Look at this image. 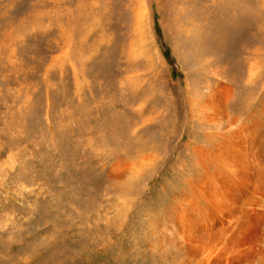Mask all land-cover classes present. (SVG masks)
<instances>
[{
	"label": "rangeland",
	"instance_id": "rangeland-1",
	"mask_svg": "<svg viewBox=\"0 0 264 264\" xmlns=\"http://www.w3.org/2000/svg\"><path fill=\"white\" fill-rule=\"evenodd\" d=\"M263 30L264 0H0V264H201L218 238L169 237L192 149L217 143L188 99L220 75L233 117L259 112L236 47ZM250 241L233 262L264 264V230Z\"/></svg>",
	"mask_w": 264,
	"mask_h": 264
},
{
	"label": "bare ground",
	"instance_id": "bare-ground-1",
	"mask_svg": "<svg viewBox=\"0 0 264 264\" xmlns=\"http://www.w3.org/2000/svg\"><path fill=\"white\" fill-rule=\"evenodd\" d=\"M239 20L232 24L237 30L233 27V30H227L226 25L221 26L220 30L224 32L215 42L220 43L224 34L231 36L229 31L240 30L238 28L242 27V21ZM228 26L231 28L229 24ZM243 27L245 28L243 34L246 36L247 26ZM251 40V38L248 41L242 39L243 42H239L242 47H239V44L236 47L244 55L243 62L247 64V67H242L245 72L243 80L246 85H250H248L249 90L246 91L249 97L256 83L264 82V54H261L263 58L259 55L264 48H251L249 42ZM243 46H246V49ZM219 48L222 47L219 46ZM208 53H213L215 57L218 53L221 54L218 49ZM229 67L231 65L226 62V70ZM224 78L219 75L218 80L214 79V87L210 85L207 88L210 90V95L207 97L202 95L203 91H201L206 88L205 82L200 86L201 90L198 93H190L189 116L192 117L198 112L197 122L213 129H208V132L202 131L206 137H209V140L205 142H213L215 138L217 143L209 150L192 149L195 163L203 173L195 174L193 180L187 182L188 191L180 193L181 195L176 197L178 199H174L176 202L180 201L177 207H181V210L185 209V214L184 212L178 214V212V216L171 220L169 215L168 221V224L172 225L169 237H173V242L175 240L185 245L186 249H191V246H186L187 242L201 245L210 243L212 238H218L216 245L207 244L198 251H189L191 255L199 259L201 264H237L232 259L248 252L246 248L242 251L241 247L250 244V239L256 231L264 230L262 227L264 225V166L260 162L253 163L248 158L250 154L264 163V99L259 101L261 102L259 112L249 115L246 113V116L244 114L241 119L233 117L231 113L234 108L230 110L233 100L229 98L231 85L225 84L227 88L220 86L226 83ZM261 90L258 97L264 98ZM171 116L172 118H167L160 124L167 127V124L174 123V115ZM155 147L158 148L157 145ZM204 176L207 178L204 179ZM231 192H233L232 195ZM175 212H177L176 209ZM183 217H186L185 225H178L177 219ZM181 226L186 229H183L184 232L181 231L182 228L180 230Z\"/></svg>",
	"mask_w": 264,
	"mask_h": 264
}]
</instances>
